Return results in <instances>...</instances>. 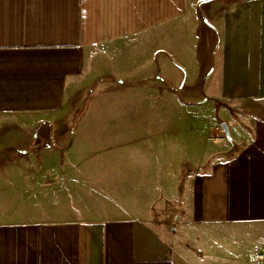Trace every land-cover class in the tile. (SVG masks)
Instances as JSON below:
<instances>
[{
    "label": "crops",
    "instance_id": "obj_1",
    "mask_svg": "<svg viewBox=\"0 0 264 264\" xmlns=\"http://www.w3.org/2000/svg\"><path fill=\"white\" fill-rule=\"evenodd\" d=\"M196 84L232 157L206 172L184 173L181 159L154 173L97 168V186L163 187L158 209L0 218V264H264V0H0V125L20 128L0 132V198L27 190L5 179L11 165L70 155L59 119L77 90L98 89L80 132L144 140L159 135L152 124H182L176 92ZM180 128L160 139L175 145Z\"/></svg>",
    "mask_w": 264,
    "mask_h": 264
},
{
    "label": "rangeland",
    "instance_id": "obj_2",
    "mask_svg": "<svg viewBox=\"0 0 264 264\" xmlns=\"http://www.w3.org/2000/svg\"><path fill=\"white\" fill-rule=\"evenodd\" d=\"M151 82L162 81L158 80L157 76ZM97 90L93 86L86 96L77 90L70 96L60 114V126L72 137H76L70 155L59 154L53 157L50 153L51 148L49 156H45V160L37 167L31 163L27 165L16 163L11 165L10 171H4L6 180L9 179L7 173L25 177L21 180L27 185V190L16 196H1V202H8V205H4L1 219L15 222L56 220L64 217L60 213H67L68 210H64L63 207L69 204L71 207L79 206L85 210L88 217L99 214L96 210L111 205L120 209V212L116 211L117 215L123 211V214L127 213L125 212L127 209L134 213L153 214L158 209L157 202L163 194V187L153 185L155 183L153 181L148 182L151 185L140 186H97L94 181L95 170L97 168L100 172L112 170L117 174L119 169L129 168L140 173L147 170L154 173V169L149 168L151 164H157L162 168L165 162H179L181 159L184 173L206 172L221 159L232 157L235 153L230 131L227 135L221 126L224 121L216 112L213 114L206 102L199 99V84L191 89L182 91L179 89L176 92L178 102H181L183 108L182 124L179 121L177 123L160 121L157 126L152 124L151 127H156V131H152L153 136L156 132H159V135L144 140L95 138L94 134L79 131ZM107 109L113 113L114 109L118 108ZM178 127H181L179 131L182 136H177V141L182 140L181 143L175 142L174 145L172 142L167 145L165 140L160 139L163 132H174ZM19 129L10 123L0 125V132ZM2 141L5 142V146L6 142L10 144L13 140ZM179 148L181 153L174 154ZM171 202V205L175 204L174 200ZM170 204L166 203L171 206ZM55 206L60 208L57 212H48L49 208ZM173 220L168 218L167 221Z\"/></svg>",
    "mask_w": 264,
    "mask_h": 264
},
{
    "label": "water",
    "instance_id": "obj_3",
    "mask_svg": "<svg viewBox=\"0 0 264 264\" xmlns=\"http://www.w3.org/2000/svg\"><path fill=\"white\" fill-rule=\"evenodd\" d=\"M222 128H223L224 131L228 134V128H227L226 124H222Z\"/></svg>",
    "mask_w": 264,
    "mask_h": 264
},
{
    "label": "built area",
    "instance_id": "obj_4",
    "mask_svg": "<svg viewBox=\"0 0 264 264\" xmlns=\"http://www.w3.org/2000/svg\"><path fill=\"white\" fill-rule=\"evenodd\" d=\"M260 258L264 259V256L262 255V256H260Z\"/></svg>",
    "mask_w": 264,
    "mask_h": 264
}]
</instances>
